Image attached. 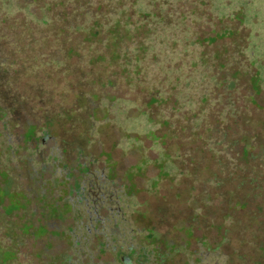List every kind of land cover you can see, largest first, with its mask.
Instances as JSON below:
<instances>
[{
  "label": "rangeland",
  "instance_id": "obj_1",
  "mask_svg": "<svg viewBox=\"0 0 264 264\" xmlns=\"http://www.w3.org/2000/svg\"><path fill=\"white\" fill-rule=\"evenodd\" d=\"M58 1L49 2L57 6L54 11L73 12ZM92 1L106 29L114 30L109 12L129 13L128 0ZM30 5L19 11L18 0H0V43L14 53L19 49L7 37L9 31L18 29L12 35L20 39L23 55L28 54L24 33L31 24L36 39L46 37L41 31L48 22L46 4L37 19L29 15ZM132 6L136 17L129 22L123 17L121 26L131 33L138 30L132 38L138 44L122 62H129L126 70H135L134 76H118L119 60L91 65L96 54L77 42L85 34L68 30L55 51L53 40L44 43V53L57 58L40 60L42 71H25L3 82L10 97L13 87L23 92L37 78L45 89L56 88L50 105L56 118L41 112L15 116L19 126L9 129L21 148L12 145L5 151L6 137L0 132V264H24L27 258L41 264L46 258L38 263L33 255L48 242H33L47 235L52 243L67 238L43 223L66 211L60 199L71 190L81 163H89L92 171L114 166L118 189L139 193L137 204L128 203L136 241L154 229L176 247L173 264H264V254L247 243L252 236L264 240V217L256 223L250 218L263 203L264 188L255 204L237 207L249 193L258 194L248 182L241 185L244 179L264 186L259 168L264 158V0H135ZM20 14L26 20L22 31L20 22L13 21ZM85 19L72 23L81 25ZM106 29L101 39L111 41ZM68 50L73 51L70 61L69 53L62 56ZM8 61L0 63V72L14 67ZM64 61V68L55 67ZM89 72L108 83L89 87L82 82L76 93L87 92L90 101L79 93L82 106L63 117L59 113L73 109L77 100L66 81ZM1 108L0 131L6 118ZM28 123L38 127L37 138L43 131L49 134L44 146L22 144ZM24 135L27 140L33 130ZM50 155L58 159L49 160ZM66 172L72 173L69 179ZM46 247L47 256L56 255V244ZM46 264L63 263L53 258Z\"/></svg>",
  "mask_w": 264,
  "mask_h": 264
},
{
  "label": "trees",
  "instance_id": "obj_2",
  "mask_svg": "<svg viewBox=\"0 0 264 264\" xmlns=\"http://www.w3.org/2000/svg\"><path fill=\"white\" fill-rule=\"evenodd\" d=\"M48 2V3H47ZM50 0L47 1H41L39 3V0H18V5L19 11H23L22 8H24L27 4H31L29 7L32 8V10L29 13L32 17H35L36 19L40 16V10L42 9V3L46 4V16L48 18L47 24L44 26L45 28L41 31H43L46 34V37H38L36 39L35 35L32 34L33 31L36 32L35 26L31 24V29L30 30H25L26 38H27V46L25 47L28 50L27 55H23L20 53V39H17V37L13 36L14 30H18L17 28L14 30H11L8 32L9 35L7 37L11 42H13L15 48H18L19 50L14 53L13 51L6 49L7 47L4 45V43H0V63L4 61L5 59L8 62L13 63L12 68H7L5 67L4 71L5 72H0V107L3 109V114H5L6 118H4L3 124H1L2 130L0 131L5 135L4 139V149L5 151L8 150L9 147L12 145L18 146L19 148L24 147L20 145H17L14 143L10 129L12 128V125L14 126L13 128H16V126H19V119L15 118V116L23 115V114H32L35 115L37 112H41V114H44L45 116L50 115L52 118H56V115L54 113L55 108H53L51 103L53 102L55 93H56V88L50 89L47 87L46 89L44 88L45 82L40 78H37L39 82L33 83L29 85L23 92H20L16 87H13V96L10 97L9 93H7L3 89V82L6 79H10L11 81L16 79V76L19 74H22L23 72H32V73H39L40 71L45 68L44 64H38L40 60L43 58H46L47 60H51L52 58L55 59V57L52 54H45V47L44 43L47 40H53L54 45L51 48L52 51H55L57 49L56 43L59 45V40L62 37V34H66L69 30V32L76 33L79 31H83L85 36L82 38V40H77L78 44L88 46L90 51L87 50L88 53H95L96 57L91 60V65L94 63H99L106 61L108 65H114L118 63V68L121 69L122 66V71L121 73H117L118 76H126L128 74L134 76L136 74L135 70L134 71H127L126 67L128 66V61L123 64V58L124 56H129L132 54L133 50H136L135 44H138L137 41L132 40L133 36L137 35V31H134L133 33L129 32L128 30H123L121 22H123L124 18H127V22L130 20L134 19L136 17V11L133 9V3L135 0H128V6L127 10H129L128 15H124V13L120 12L119 10H112L111 12L108 13V16L110 20L115 19L114 21V30H110L109 28L106 29V27L100 23L99 18L101 17V14L99 15L100 9L97 8L96 11H94V8L92 7V0H65L64 2L62 0L58 1L60 7H67L68 5L73 8V12L71 14L67 12H62L54 9L57 7L52 6L50 3ZM35 5V6H34ZM34 6V7H33ZM124 4L122 5L121 8H123ZM120 8V9H121ZM118 11V12H117ZM131 14V16H130ZM25 16V15H24ZM23 15H18L14 17L13 21L14 23L20 22V26L23 28L21 29L24 30V24H25V17ZM86 19L82 22L81 25L73 24L72 21H78L82 18ZM124 17V18H123ZM54 22L56 23V26H54ZM127 23H125L126 25ZM103 28V29H102ZM105 29L109 33V36H112L111 41L107 37L105 39H101L102 36L107 35L105 32ZM147 33H143V36L146 37ZM59 36V39L57 37ZM125 37L128 39V41H124ZM131 39V40H130ZM130 40V41H129ZM24 48V50H26ZM70 54L68 57V61H70L71 58H73L72 50H68L67 52H63L62 56L66 57L67 54ZM77 55V54H75ZM119 60V61H118ZM37 63V64H36ZM125 66H123V65ZM47 66H51V63H46ZM121 65V66H120ZM5 66V65H4ZM53 66V65H52ZM66 66V61L62 62L60 65H57L55 67L64 68ZM82 70V69H79ZM74 72L73 74H75ZM83 73V71H81ZM98 73H91L89 72L87 75L84 74V77L81 79H78L76 77L71 78L70 80L66 81L68 83L67 85V91L68 93H73L75 95L76 102L74 104L73 109H66L62 113H59L63 117L67 116L68 113H74V108H80L83 103V98L81 97L79 93L83 94L85 96V100H88L87 92L85 91H78L79 93H76L77 90H81L82 87L79 86L82 82H84L85 86L93 87L96 84H107V83H102L101 76L97 75ZM128 75V76H130ZM92 77H95L96 79H90ZM128 78V77H127ZM65 90V89H64ZM66 91V90H65ZM64 91V92H65ZM76 93V94H75ZM54 94V95H53ZM92 96H96V94H93ZM77 104V105H76ZM53 109V110H52ZM78 111V110H76ZM75 111V112H76ZM58 117V115H57ZM17 121V122H16ZM33 130V135L29 136L27 140L25 137V132L27 130ZM38 127L34 124L28 123V126L26 128V131L20 135V138L23 140L22 144L27 145L28 142L30 141H35L38 144L40 143V137L37 138L35 135L38 131ZM42 136L44 139L47 141V138L49 137V134L42 133ZM244 153V152H243ZM264 156V155H262ZM249 157V151L247 153H244V158ZM54 158L53 155L49 156V160H52ZM56 158V157H55ZM259 168L264 170V158L261 159V163L259 164ZM67 173V172H66ZM68 174V173H67ZM247 183V186H252V191H257L258 194L256 193H249L245 199L244 203H238L237 207H247L251 202L252 204H255V200L260 196L262 193H259L260 190L264 188V186H256V179H244L241 183L242 186H244ZM259 190V191H258ZM251 195V196H250ZM263 203L258 204L256 206V210L253 215H251V221L253 223H256L258 217H264V200H261ZM253 226V225H252ZM258 234V233H257ZM247 241V240H246ZM244 241V242H246ZM247 243L252 246L253 250H256L264 254V240H259L257 241L255 237H251L250 240L247 241ZM207 244V240H206ZM207 246H209L207 244ZM63 264H70L69 259H61ZM15 264H18L17 261L14 262ZM76 264H83L81 261H78ZM84 264H93L92 262L84 263Z\"/></svg>",
  "mask_w": 264,
  "mask_h": 264
},
{
  "label": "flooded vegetation",
  "instance_id": "obj_3",
  "mask_svg": "<svg viewBox=\"0 0 264 264\" xmlns=\"http://www.w3.org/2000/svg\"><path fill=\"white\" fill-rule=\"evenodd\" d=\"M45 142L42 136L37 145L44 146ZM77 168L73 184L68 180L72 173H66L71 190L60 199L66 211L56 215L51 223L46 217L48 220L43 223L46 229L65 233L67 238H53L56 243H52L48 238L51 236L47 235L33 242L35 246L43 239L48 242L33 255L37 262L44 257L46 260L41 264L53 258L59 261L67 258L70 264L78 261L83 264H173L176 247L158 237L154 229H146L144 239L136 241L134 212L128 203L132 200L137 204L139 193L129 195L121 186L118 189L114 166L92 171L89 163H81ZM51 244H56L57 253L47 256L50 249L46 246ZM162 250L166 254L162 255ZM104 255H108V261L102 259ZM32 262L27 258L24 264Z\"/></svg>",
  "mask_w": 264,
  "mask_h": 264
}]
</instances>
